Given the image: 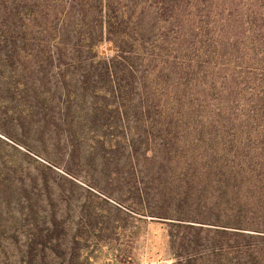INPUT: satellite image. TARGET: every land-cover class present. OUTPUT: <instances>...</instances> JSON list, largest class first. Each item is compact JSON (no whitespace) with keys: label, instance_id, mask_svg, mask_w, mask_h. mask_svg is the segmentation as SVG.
<instances>
[{"label":"trees","instance_id":"16d2710c","mask_svg":"<svg viewBox=\"0 0 264 264\" xmlns=\"http://www.w3.org/2000/svg\"><path fill=\"white\" fill-rule=\"evenodd\" d=\"M0 133V264H264V0H0Z\"/></svg>","mask_w":264,"mask_h":264},{"label":"rangeland","instance_id":"374dc122","mask_svg":"<svg viewBox=\"0 0 264 264\" xmlns=\"http://www.w3.org/2000/svg\"><path fill=\"white\" fill-rule=\"evenodd\" d=\"M0 137L12 144L17 145L15 142L11 141L1 133H0ZM17 146L20 147L22 150H26L20 145ZM0 147L1 148L5 147V144L0 142ZM43 150L44 149L41 147L40 151L44 154L45 151ZM48 151H51L52 154V146L48 148ZM29 153L44 162L42 158L32 154V152ZM31 164L34 163L31 162ZM57 170L62 171L59 168H57ZM86 178L88 179V177ZM84 180L85 179L83 175L75 179V181L79 182V184H82L87 188H91L84 183ZM90 180L92 179H89V181ZM83 193H84L83 190L81 189L77 190V194L83 195ZM166 240H167V233H166L165 224L161 222H149L148 224H146L144 232L139 237V239L135 240V243L132 247V262L130 264H172L171 260L169 259ZM102 260L103 258L101 256L96 264H102Z\"/></svg>","mask_w":264,"mask_h":264}]
</instances>
